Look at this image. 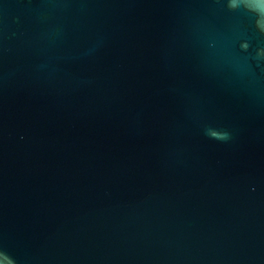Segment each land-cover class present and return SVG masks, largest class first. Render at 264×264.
<instances>
[{"label": "water", "instance_id": "obj_1", "mask_svg": "<svg viewBox=\"0 0 264 264\" xmlns=\"http://www.w3.org/2000/svg\"><path fill=\"white\" fill-rule=\"evenodd\" d=\"M0 264H264L257 0H0Z\"/></svg>", "mask_w": 264, "mask_h": 264}, {"label": "clouds", "instance_id": "obj_2", "mask_svg": "<svg viewBox=\"0 0 264 264\" xmlns=\"http://www.w3.org/2000/svg\"><path fill=\"white\" fill-rule=\"evenodd\" d=\"M258 6L264 8V0H257Z\"/></svg>", "mask_w": 264, "mask_h": 264}]
</instances>
